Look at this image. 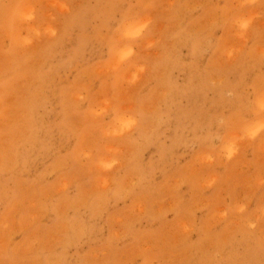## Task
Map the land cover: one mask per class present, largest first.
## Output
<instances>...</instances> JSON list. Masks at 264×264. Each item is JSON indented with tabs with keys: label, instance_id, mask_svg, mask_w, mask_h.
I'll return each instance as SVG.
<instances>
[{
	"label": "rangeland",
	"instance_id": "1",
	"mask_svg": "<svg viewBox=\"0 0 264 264\" xmlns=\"http://www.w3.org/2000/svg\"><path fill=\"white\" fill-rule=\"evenodd\" d=\"M263 122L264 0H0V264H264Z\"/></svg>",
	"mask_w": 264,
	"mask_h": 264
},
{
	"label": "bare ground",
	"instance_id": "2",
	"mask_svg": "<svg viewBox=\"0 0 264 264\" xmlns=\"http://www.w3.org/2000/svg\"><path fill=\"white\" fill-rule=\"evenodd\" d=\"M136 32H137V31H136ZM131 34H132V33H131ZM259 125H260V126H259ZM259 125H258V126L256 127V129H255L256 131H257L260 127H263V126H264V122L261 123V124H259ZM263 129H264V128H263ZM254 132H255V131H254ZM257 132H258V131H257ZM257 132H256V133H257ZM260 133H261V132H260ZM260 133H259V134H260ZM257 134H258V133H257Z\"/></svg>",
	"mask_w": 264,
	"mask_h": 264
}]
</instances>
